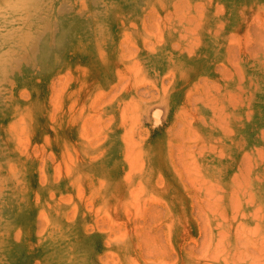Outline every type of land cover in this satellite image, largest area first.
I'll return each mask as SVG.
<instances>
[{"label":"rangeland","instance_id":"374dc122","mask_svg":"<svg viewBox=\"0 0 264 264\" xmlns=\"http://www.w3.org/2000/svg\"><path fill=\"white\" fill-rule=\"evenodd\" d=\"M0 264H264V0H0Z\"/></svg>","mask_w":264,"mask_h":264}]
</instances>
